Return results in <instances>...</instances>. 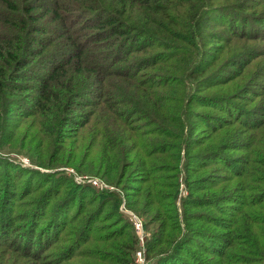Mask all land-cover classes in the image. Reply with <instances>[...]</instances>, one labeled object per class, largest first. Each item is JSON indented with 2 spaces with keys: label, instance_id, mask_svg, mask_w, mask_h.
Returning <instances> with one entry per match:
<instances>
[{
  "label": "trees",
  "instance_id": "1",
  "mask_svg": "<svg viewBox=\"0 0 264 264\" xmlns=\"http://www.w3.org/2000/svg\"><path fill=\"white\" fill-rule=\"evenodd\" d=\"M256 44L264 0H0V114L34 118L58 146L47 169L73 137L102 146L98 129L116 127L127 159L101 160V178L137 216L157 210L148 264H262L264 99L248 108L258 84L243 82ZM231 126L239 145L222 140ZM0 168V264H135L132 225L120 215L100 232L96 193L64 172Z\"/></svg>",
  "mask_w": 264,
  "mask_h": 264
},
{
  "label": "rangeland",
  "instance_id": "2",
  "mask_svg": "<svg viewBox=\"0 0 264 264\" xmlns=\"http://www.w3.org/2000/svg\"><path fill=\"white\" fill-rule=\"evenodd\" d=\"M241 46H243L242 43L240 45V48ZM256 46L264 49V44H256ZM259 71H262L261 75L264 76V56L255 60L248 67V70L245 73V78L243 80L244 83L249 80L251 82L255 80L254 82L258 84L257 87L253 88V93H255L256 97L258 98L253 99V96H251L250 99L254 104L248 106V108L255 106V104L261 101V99H264V92H262L263 89H261L264 86V78L255 79L258 78L257 73ZM243 104L245 105V108H247L245 102L241 103V105ZM6 118H8V120ZM102 124L99 127H101ZM234 129H236L237 131L235 132ZM115 130H117L116 127L114 125H111L110 122H108V126H106L105 131L102 130V128L98 129V131H101L104 134L106 133V140L104 141V144L102 146H97L95 145V143H93V139H95L93 133H85L81 137H73L71 140L67 141V146L65 148L59 150L60 154L57 155V160H55L57 164L52 165L49 169H47L42 168L39 165L37 166L36 164L38 163V161L47 163L50 155L54 156L55 154H58V146L55 147L52 144V141L51 143H49L44 136L38 134V128L34 118L25 121L13 116L10 112L4 115V111H2V113L0 114V163H10L13 166L17 167V169H29L36 172L37 174L40 173L41 175H54L56 172H64V175L70 176L75 184H78L85 189V197L95 195L96 193L97 204L93 209H96L99 203H101V205L107 203L103 213L108 214V212H110L109 216L107 215L108 217L106 218V220L104 219L98 222V225H100V232H108L111 228H114L116 223L118 222L117 220H119V216L121 215L124 220H127L128 223L132 225L131 232H133L137 239V245L132 256L135 264H148V262L145 260V248L146 242L152 237V230L151 226L148 227L147 225H145V222H147L151 218L150 215L155 214L157 210H152L150 211V213H147L140 217L137 216L135 212L127 209L128 200H126L127 196L125 195V191L122 190V187H112L109 184H105V180L101 178L102 176H104V170L100 167L101 160L112 163L116 160V157H118L119 159L122 158V162L123 159H127L124 156V153H126L125 149H122V146L116 147V143H120L119 137L121 139V135L118 134V132H116ZM225 134L226 136L222 138L225 143L226 141H235L236 145H239L241 142H243L241 129L236 128V126H231L230 130H228ZM244 136L246 138L248 136V133ZM127 138V135H123V139H126L127 141ZM240 139L241 141L238 144V141ZM45 145L47 146V150H44ZM93 145H95L96 147H93ZM114 151H117L119 155H114ZM226 154H228L230 157L231 155L236 157H244L246 153L245 151L229 150L226 152ZM60 157L62 158L60 159ZM166 163L169 164L170 162L167 161ZM181 167H183V165L180 166V170H182ZM98 171L100 172V174L96 176V173ZM121 171L117 174V177H119ZM2 172L3 170H1L0 168L1 180H3L4 178ZM107 173L111 176H114L111 174V169H108ZM178 180L180 181V183L178 188L176 206L178 209L177 212L180 214L183 209L181 199L187 195V189L182 181V175L180 177L178 176ZM36 183L37 182H34V185ZM52 184L55 185V181H53ZM233 187L229 186L227 190H232ZM99 192L104 193V195L101 196ZM163 193L164 195H168L170 194V191L167 190ZM114 198H117L119 201H116ZM63 213H65V211ZM63 213H61V215ZM112 215L115 219L110 218V216ZM262 264H264V262Z\"/></svg>",
  "mask_w": 264,
  "mask_h": 264
}]
</instances>
